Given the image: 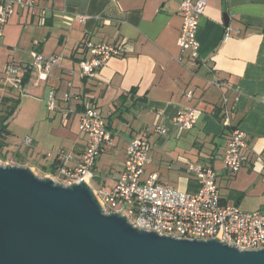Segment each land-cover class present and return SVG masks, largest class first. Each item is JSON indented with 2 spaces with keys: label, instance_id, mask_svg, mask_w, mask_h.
Returning <instances> with one entry per match:
<instances>
[{
  "label": "crops",
  "instance_id": "0c3cea01",
  "mask_svg": "<svg viewBox=\"0 0 264 264\" xmlns=\"http://www.w3.org/2000/svg\"><path fill=\"white\" fill-rule=\"evenodd\" d=\"M182 1L35 0V8L16 7L0 40V98L18 100L11 118L24 109L32 119L31 136L22 145L26 150L18 149L28 157L34 146L52 150L42 155H51L48 164L33 155L29 160L48 167L62 154L65 167L76 169L87 146L79 120L92 105L112 135V145L104 147L91 169L94 190L115 186L127 144L140 137L149 145L142 180L155 176L168 188L192 193L197 185L186 167L197 163L216 172L224 204L264 209V0H207L193 61L176 44ZM86 42L120 46L122 53L93 78H81L79 64L89 57ZM32 52L57 57L56 67L48 75L32 68ZM8 66L12 70L6 72ZM8 77L20 86H12ZM50 92L55 94L53 111L44 103ZM184 108L200 115L193 129L179 134L174 117ZM234 129L245 133L250 152L230 175L222 157ZM45 137L52 146L43 147ZM7 143L6 149L17 150ZM103 166L109 167V178L99 176Z\"/></svg>",
  "mask_w": 264,
  "mask_h": 264
},
{
  "label": "built area",
  "instance_id": "2783aa9c",
  "mask_svg": "<svg viewBox=\"0 0 264 264\" xmlns=\"http://www.w3.org/2000/svg\"><path fill=\"white\" fill-rule=\"evenodd\" d=\"M206 5L207 0H184L179 7L182 27L176 44L182 51L189 52L191 61L197 56L196 31ZM16 7L35 8V0H1L0 40L4 26ZM84 19L79 17L81 21ZM228 37L229 33L226 32L224 40ZM83 48L89 57L79 64L81 78H93L110 58L122 53V48L116 45L86 42ZM32 58V68L45 75L58 63L57 57L45 58L37 52H32ZM11 70L8 66L6 72ZM6 80L14 87L20 86L14 77ZM213 84L218 88L225 87L224 83ZM185 97L190 100L192 93L186 92ZM260 102L264 104V95L260 97ZM44 103L49 111L54 110V92L49 93ZM199 115L195 108L179 110L174 117L176 131L181 134L193 129ZM78 129L87 137L80 165L68 170L64 165L67 156L58 154L59 169L56 175L50 177L62 180L65 185L83 181L91 187V169L104 147L112 145V135L100 111L92 105L83 110ZM26 144L29 142L26 141ZM148 151L149 145L145 139L133 138L127 144L125 160L115 186L100 190L91 187L104 213H119L139 230L157 232L175 239L207 241L218 238L219 242L226 241L224 244L239 251L264 250V209L243 212L236 206L224 204L217 186L216 172L209 166L197 163H189L186 167L187 174L197 185V190L192 193L168 188L158 183L155 176L142 180L144 167L149 162ZM249 152L245 133L240 129L232 130L222 157L223 169L230 175L237 173L248 161Z\"/></svg>",
  "mask_w": 264,
  "mask_h": 264
},
{
  "label": "water",
  "instance_id": "95a60500",
  "mask_svg": "<svg viewBox=\"0 0 264 264\" xmlns=\"http://www.w3.org/2000/svg\"><path fill=\"white\" fill-rule=\"evenodd\" d=\"M225 242L139 230L104 213L83 181L65 185L0 165V264H264V250Z\"/></svg>",
  "mask_w": 264,
  "mask_h": 264
},
{
  "label": "rangeland",
  "instance_id": "374dc122",
  "mask_svg": "<svg viewBox=\"0 0 264 264\" xmlns=\"http://www.w3.org/2000/svg\"><path fill=\"white\" fill-rule=\"evenodd\" d=\"M32 121V119H29V113L26 112L24 109L22 111H19L17 115H15L13 118H10L9 122H8V127L7 129L9 130V132L11 133L10 137L8 138L9 143L11 144L12 147H16L17 150H9V149H4L3 153H5V159L2 160L0 158V165L1 166H10V167H24V168H29L37 177L39 178H50V175H44V173L42 172L41 166L39 165L37 162L29 160L31 159H35L33 156H35L40 162H43L44 164H48L49 161L51 159H48V157L45 159H43L42 155L46 154V152H50L52 150H43L45 148H42V150L38 148H36L35 146L33 147V149H29V157L27 155V153L23 150H26V148H22L23 146V140L26 136H31V134H29L28 132V127L30 125V122ZM47 137L43 138L42 140V144L43 147H50L52 146L53 142L50 141H46ZM18 148H22L23 150H20ZM25 152V154H24ZM107 154V153H105ZM33 155V156H32ZM107 157V155H104L101 158V162H104V159ZM103 169V170H102ZM101 169V172L99 173V176L101 178H109L110 177V169L108 166H103ZM53 180V179H52ZM55 182L58 181V183H62L63 181L58 179V180H54ZM242 209V208H241ZM257 209L259 208H255V209H250V210H246V209H242L241 211L243 212H254L257 211ZM262 210V209H261Z\"/></svg>",
  "mask_w": 264,
  "mask_h": 264
},
{
  "label": "trees",
  "instance_id": "16d2710c",
  "mask_svg": "<svg viewBox=\"0 0 264 264\" xmlns=\"http://www.w3.org/2000/svg\"><path fill=\"white\" fill-rule=\"evenodd\" d=\"M26 79L27 77L24 78V82ZM18 104V100H13L10 97L0 98V158L2 160L5 159L6 152L3 153V150L7 148V140L11 135V133L7 129L8 122L10 118L14 115ZM41 169L44 175L53 176L57 173V170L59 169V162L57 159H55L48 167H41Z\"/></svg>",
  "mask_w": 264,
  "mask_h": 264
}]
</instances>
